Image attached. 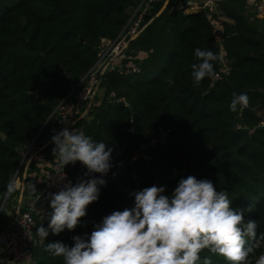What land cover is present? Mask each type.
<instances>
[{
  "label": "trees",
  "instance_id": "16d2710c",
  "mask_svg": "<svg viewBox=\"0 0 264 264\" xmlns=\"http://www.w3.org/2000/svg\"><path fill=\"white\" fill-rule=\"evenodd\" d=\"M137 3L0 0V206L9 181L17 187L8 200L22 189L27 197L42 190L44 181L39 179L29 177L28 185H22L21 148L34 140L39 146L49 141L48 125L42 127L72 84L95 65L101 40L118 37L131 17L129 8ZM245 3H222L221 15L229 20L224 40L232 70L217 80L205 78L200 87L194 86L191 75V66L199 63L195 50L219 54L205 12L187 14L173 0L155 5L126 53L142 62V72L127 77L107 74L103 99L75 126L94 142L106 143L113 154L112 168L103 177L88 173L79 161L67 165L72 185L103 178L106 186H99V200L88 206L75 230L59 235L49 231L45 240L36 234V264H64L63 258L45 250L47 244L59 241L72 247L73 237L89 238L104 217L133 209L134 191L163 186L171 197L189 175L212 181L218 192L228 193L234 209L243 210L245 223L257 222L259 247L248 264L264 255V127L258 115L264 112V22L255 13L247 14ZM222 66L215 62L217 75ZM111 91L125 97L128 105L108 101ZM233 93L247 94L249 106L230 111ZM163 133L165 138L157 139ZM54 148L44 149L51 158ZM37 167L49 172L44 164H31V169ZM36 219L35 233L41 225L48 228L50 216ZM11 221L2 212L0 230ZM205 258L229 264L207 250L201 253V264Z\"/></svg>",
  "mask_w": 264,
  "mask_h": 264
},
{
  "label": "clouds",
  "instance_id": "9594fccd",
  "mask_svg": "<svg viewBox=\"0 0 264 264\" xmlns=\"http://www.w3.org/2000/svg\"><path fill=\"white\" fill-rule=\"evenodd\" d=\"M195 57L199 63L191 66V75L194 86L200 87L205 78H217L215 62L223 64L225 53L222 48L219 54L197 48ZM249 103L247 94L233 93L229 109L242 111ZM52 141L53 154L62 168L79 161L88 173L102 177L112 168L113 149L94 142L82 130L65 128ZM105 185V179L92 178L75 186L69 183L52 194L50 223L48 228L39 226L37 236L45 240L49 231L59 235L66 229L75 230L86 217L88 206L99 200V186ZM16 187L9 181L5 198ZM29 187L36 192L34 185ZM165 192L166 187L156 185L137 191L133 209L104 217L89 238L73 237L72 247L56 241L45 250L52 257L63 258L64 264H201L205 250L224 257L229 264H248L249 256L259 247L258 225L255 221L245 223L243 210L232 207L227 192H218L212 181L191 175L179 181L171 197ZM202 264L212 261L205 258ZM256 264H264V255Z\"/></svg>",
  "mask_w": 264,
  "mask_h": 264
},
{
  "label": "built area",
  "instance_id": "2783aa9c",
  "mask_svg": "<svg viewBox=\"0 0 264 264\" xmlns=\"http://www.w3.org/2000/svg\"><path fill=\"white\" fill-rule=\"evenodd\" d=\"M163 0H138L132 7L131 17L115 40L102 39L98 45V59L92 69L78 82H74L71 90L64 96L54 109L46 125H48L49 141L44 146H39L34 140L28 146L21 148L23 163H43L49 168L44 180L42 190L30 197L19 210L14 220L0 230V264H34L36 239V212L42 201L51 199V195L58 193L67 184L73 182V177L68 172L67 166L60 167L54 156L51 158L46 152L47 146H54L52 137L67 128L73 130L76 124L87 115L89 107L96 98L97 91L103 86L107 74L127 77L142 72V62L124 63L123 59L130 50L131 42L138 38L143 30V23L151 15L156 4ZM185 13L189 8L197 12L204 11L211 25V33L218 51L221 48L225 53L222 72L217 75L229 74L232 70L231 63L226 55L224 30L228 20L221 15L222 3L228 0H173ZM246 7L252 9L256 17L264 22V0H246ZM110 102L128 105L125 97L117 96L116 92L109 94ZM264 127V120L259 123ZM241 128V126H239ZM132 132V127L128 129ZM254 130H250L253 133ZM106 186V185H105ZM103 186V187H105ZM139 191V190H138ZM137 191H134V193ZM165 195L169 196L166 192ZM135 201V197L133 195Z\"/></svg>",
  "mask_w": 264,
  "mask_h": 264
},
{
  "label": "crops",
  "instance_id": "0c3cea01",
  "mask_svg": "<svg viewBox=\"0 0 264 264\" xmlns=\"http://www.w3.org/2000/svg\"><path fill=\"white\" fill-rule=\"evenodd\" d=\"M129 13H130V10H129ZM186 13L187 14L197 13V10L194 9V8H189ZM74 130H75V128L73 130H71V131H74ZM35 164L36 165H43V163H35ZM47 175H48V172L46 170H44L43 168H41V167L38 168L37 167V168L31 169V164L25 163V170H24V173H23L22 185L23 186L28 185L27 181H28L29 177H31L32 179H39L41 181H44L45 178L47 177ZM29 198L30 197H27L25 195L24 189H22L21 192L18 194V196H16V198L12 200L13 203L11 205V210L10 211H14L15 215L17 216V214H18L19 210H21L23 204ZM50 202H51V199H48V200H45V201L41 202L40 207L38 208V210L36 212L35 218L39 217L40 219H44V218H47L48 216H50V214L52 212V209H51V206H50ZM9 215L10 214H8L7 216L10 217ZM10 218L12 219V221L14 220L13 217H10ZM36 227H37V219H36ZM34 264H36V262H34Z\"/></svg>",
  "mask_w": 264,
  "mask_h": 264
},
{
  "label": "rangeland",
  "instance_id": "374dc122",
  "mask_svg": "<svg viewBox=\"0 0 264 264\" xmlns=\"http://www.w3.org/2000/svg\"><path fill=\"white\" fill-rule=\"evenodd\" d=\"M244 8H245V10H246V8H247V11H246L247 14H252V13H254V12L252 11V9L246 7V3L244 4ZM129 10H130V13H132V7H130ZM228 22H229V20H228ZM230 22H231V21H230ZM136 39H137V38H136ZM136 39H135L134 41H136ZM134 41L131 42V45L133 44ZM131 45H130V47H131ZM126 55H127V54H126ZM126 55L124 56V59H123V62H124V63L134 62L133 59H131V58L129 59ZM103 94H104V90H102V88H100V89L97 91L96 98H95V100L92 102L91 106H93V105L97 104V102L101 101V100L103 99ZM108 101H110L109 98H108ZM91 106H90V107H91ZM90 107H89V109H90ZM258 115L261 116L262 119L264 120V112H263V111H259V112H258ZM164 138H165V135H164V133H163V134H162L160 137H158L157 139H161V140H163ZM19 170H20V168L18 169L17 174H18ZM23 173H24V172H23ZM15 177H16V176H15ZM4 201H5V202H4ZM4 201H3L2 205L0 206V214H1L2 212H3L4 214H6V215L10 214L9 216H10V217H13V219H14L15 216H16V215H15V212H14V211H10V210H11V205H12V203H13L12 200H11V199L8 200V197H7V199H6V200L4 199Z\"/></svg>",
  "mask_w": 264,
  "mask_h": 264
},
{
  "label": "water",
  "instance_id": "95a60500",
  "mask_svg": "<svg viewBox=\"0 0 264 264\" xmlns=\"http://www.w3.org/2000/svg\"><path fill=\"white\" fill-rule=\"evenodd\" d=\"M33 97H35V95H32ZM51 117V116H50ZM50 117L48 118V120L46 121V123L44 124V126L42 127V129L46 126V124H47V122L49 121V119H50ZM42 129H41V131H42ZM21 165H22V162H21ZM7 198H5V200H6ZM5 202V201H4Z\"/></svg>",
  "mask_w": 264,
  "mask_h": 264
}]
</instances>
